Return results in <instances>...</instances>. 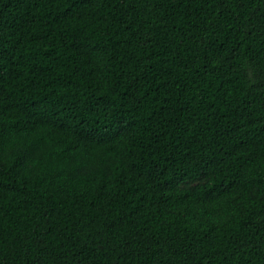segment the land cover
<instances>
[{"label": "trees", "instance_id": "1", "mask_svg": "<svg viewBox=\"0 0 264 264\" xmlns=\"http://www.w3.org/2000/svg\"><path fill=\"white\" fill-rule=\"evenodd\" d=\"M0 264H264V0H0Z\"/></svg>", "mask_w": 264, "mask_h": 264}]
</instances>
